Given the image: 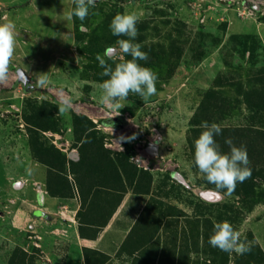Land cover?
Returning <instances> with one entry per match:
<instances>
[{
  "label": "rangeland",
  "instance_id": "374dc122",
  "mask_svg": "<svg viewBox=\"0 0 264 264\" xmlns=\"http://www.w3.org/2000/svg\"><path fill=\"white\" fill-rule=\"evenodd\" d=\"M73 6V0H0V24L15 25L14 52L6 78L0 81V264H8L16 249L31 256L34 264H84V245L74 229L85 213L78 198L49 203L46 168L32 159L23 121L32 104L47 101L60 108L64 99L70 100V108L66 114L59 112V133H44V141L76 161L71 114L85 115L105 137L106 148L114 153L127 151L138 169L152 175L149 195L125 194L123 206L116 208L118 213L97 241L99 248L110 236L119 234L111 246L123 239L140 215L152 217L166 209L172 215L181 210L189 217L203 202L215 215L223 211L221 205L235 211H230L226 221L241 232L242 241L253 240L264 254V204L248 211L242 198L208 189L195 172L188 143L189 121L210 89L222 88L219 95L228 110L219 126L246 124L249 111L238 102L237 90L264 68V0H96L88 16L77 24L69 19ZM124 13L138 15L137 27L149 22L141 46L154 45L160 55H155L149 67L158 77L156 94L145 101L129 93L121 102L125 106L117 110L101 103L105 77L97 71L102 67L82 48L94 32L101 34L103 20ZM76 31L84 35L80 43L74 42ZM118 40L120 36L112 32L107 41L100 39L108 43L99 56L107 62L124 60ZM172 41L179 59L167 57ZM253 116H257L255 127L264 129V114ZM133 135L130 141L119 139ZM149 145L156 146L155 153L148 151ZM185 224V218H178L158 233H150L152 244L158 247L155 264L172 261L171 244H165L171 238L167 229L175 231ZM94 226L93 231H101ZM185 231L189 233L190 228ZM188 237L173 238L176 246L181 244V252L187 243L191 245ZM228 253L229 264H233L238 254ZM104 254L108 257L101 254L102 264H132L129 256ZM197 259L192 252L191 263Z\"/></svg>",
  "mask_w": 264,
  "mask_h": 264
},
{
  "label": "trees",
  "instance_id": "16d2710c",
  "mask_svg": "<svg viewBox=\"0 0 264 264\" xmlns=\"http://www.w3.org/2000/svg\"><path fill=\"white\" fill-rule=\"evenodd\" d=\"M74 8L75 4L72 11ZM72 19L77 24L78 18L73 16ZM112 19L106 18L102 21V35L95 34L94 32L90 36L92 39L83 46L82 51L97 59L106 43H108L106 41L109 39V34L111 35L110 23ZM104 25H106L105 28L103 27ZM148 27L149 22L139 23L137 27L138 36L134 41L135 43L141 44L144 42L145 35L143 33ZM153 30L156 32V28ZM83 37V33L81 34L76 31L74 33V42L80 43ZM100 39L102 41L106 39V41L102 43ZM120 39H127V37L120 36ZM175 45V41L169 44V50L167 51L168 58L175 57L179 59V54L175 55L174 52V49L176 51L178 49ZM154 48V45L141 47V50L148 54L147 61H139L141 65L146 67L152 65V59L160 53L157 52L156 54ZM130 58L125 55L124 60H118L117 62L109 60L107 63L114 68L115 63L123 62ZM103 70L102 68V71H97V73L101 74ZM169 70L171 72L169 71L168 75H171L173 70ZM104 77L105 80L108 79L107 76ZM244 83L241 86L239 85L237 93L239 98L238 102L244 105L245 109L249 111V115L246 116L245 120L246 124L243 123L242 125L230 127L220 126L222 132L214 138L220 145L221 152L224 154L230 152L229 146L225 143V140L229 138L232 139L235 146L239 147L243 145L246 147L250 161L251 177L243 183L238 182L231 197L242 198L244 205L247 207L246 209L251 211L256 206L264 204V129L262 127H255L254 121L257 116H253L257 113L264 114V68L254 73ZM220 89L222 88L218 87L217 90L210 89L204 93L201 103L189 121L192 129L188 143L192 149L193 156L195 140L204 131L201 127L202 123L208 122L209 124L216 123L219 125V122L224 120L225 113L228 112L223 98L219 95V93H222ZM58 115L59 107L47 101L39 104L34 103L28 111L24 112L23 121L28 133V144L32 159L36 163L45 166V188L47 195L52 198H73L77 194L80 198L81 207H84L89 201L94 202L95 195L92 196V194L97 195L107 190L110 194L105 193L104 195L111 196L114 199L112 200V206L108 213L97 224V228H102L107 224V221L128 190H131L135 195H148L150 193L152 175L148 171L138 169L132 164L130 162L131 156L127 151L114 153L107 149L104 143L105 137L96 130L93 122L85 115L75 113L71 114V130L73 135V148L78 153V159L77 161L69 159L64 152L51 143L44 141L42 137L44 133L48 132L53 134L59 133L60 120ZM261 117L264 123V116ZM250 137L251 141L248 140ZM193 166L195 172L200 173L194 161ZM201 176L203 184L208 189L227 194L226 189H216L215 185L209 183L202 174ZM158 203L161 206L163 205L161 202ZM197 206L199 208L194 209L192 212L193 215H189V217L181 210L177 211V214L172 215L166 212V209L162 212L159 211L157 215L152 217L145 218L142 215L138 216L123 243L129 248V255L136 254L132 264H147V261H150L149 264L153 261L157 262L156 247L150 242L152 239L149 233L150 227L153 229V233H158L162 225H165V227L172 225V221L178 218H185L187 223L185 225L190 228V232L185 231V226H181L175 231H172V228L167 229V233L171 235V238L170 240L166 239L165 244L169 242L173 249L171 253L172 261L169 264L191 263L190 254L192 252L198 256L195 264H217L218 261L221 264H229V253L212 247L209 244V237L212 235L216 223L224 222L227 218L230 219L228 217L230 211L232 214L236 212L227 205H221L223 211L221 213L217 212L218 214L215 215L212 211L204 208L206 204L203 202H200ZM89 222L86 225H93L91 221ZM81 225L79 226L80 237L92 239L96 237V229L93 235H86V233H83L84 231ZM143 231L146 232L145 235H147V238H143L145 237L142 233ZM181 234L185 240H188V234H190V239H192L191 245L187 243L182 252L180 251L181 244L176 246L173 243V238L177 237V235L181 236ZM251 241V251L243 255H236L233 264H264V254L261 248L257 244L253 245V240ZM90 253L95 252L87 249L84 250V260L87 264L92 263L89 262ZM147 254H149L148 257H146ZM199 255L201 256L199 257ZM201 258L203 261L200 262L199 259ZM33 262L31 256H26V254L20 252L18 249L14 250L8 259V264H34ZM93 263L102 264V261Z\"/></svg>",
  "mask_w": 264,
  "mask_h": 264
},
{
  "label": "clouds",
  "instance_id": "9594fccd",
  "mask_svg": "<svg viewBox=\"0 0 264 264\" xmlns=\"http://www.w3.org/2000/svg\"><path fill=\"white\" fill-rule=\"evenodd\" d=\"M95 2L96 0H73L75 8L69 14V19L75 16L83 21L88 16L89 9L95 7ZM138 20L137 14L124 13L116 14L110 23L114 36L127 37V39L118 40L117 43L119 52L131 57L130 59L115 63L113 68L105 58L97 57L100 66L104 69L101 75L108 77L101 84L104 93L101 103L117 110L125 106L121 102L127 99L129 93L137 94L147 101L157 92V74L151 68L139 63V61H147L148 54L141 50V44L134 42L138 36L136 26ZM14 46L15 25L12 22L0 24V81L6 78ZM69 108L70 100L64 99L63 105L59 108L60 114H66ZM108 126L112 133V126ZM201 127L204 131L194 143V163L209 183L215 185L216 189H226V193L231 195L238 182L243 183L251 177L246 147L235 146L229 138L225 140V143L229 146L230 152L224 154L214 138L221 134V127L216 123L209 124L208 122H203ZM119 139L130 141L135 139V135L127 138L121 136ZM209 244L223 252H235L240 255L250 252L252 247L251 242L241 240V232L234 230L227 221L214 225Z\"/></svg>",
  "mask_w": 264,
  "mask_h": 264
},
{
  "label": "crops",
  "instance_id": "0c3cea01",
  "mask_svg": "<svg viewBox=\"0 0 264 264\" xmlns=\"http://www.w3.org/2000/svg\"><path fill=\"white\" fill-rule=\"evenodd\" d=\"M108 149V148H107ZM77 161V160H76ZM132 164H133V162L132 161H130ZM45 178H46V176H45ZM69 179L71 180V178L69 177ZM128 191H130L131 192V190H128ZM127 191V192H128ZM132 193V192H131ZM150 194V193H149ZM148 194V195H149ZM98 195H102V196H99L98 197ZM135 195V194H134ZM128 195H124V197H123V199L121 200V202L119 203V205H118V207H117V210L121 207V206H123V204H124V202H125V199H126V197H127ZM137 196H139V195H137ZM141 196H147V195H141ZM48 199H49V203H51L52 201H58V199H71V198H52V197H50V196H48L47 197ZM73 198H78V203H79V207H81V202H80V198L77 196V194H75L74 195V197ZM114 198L113 197H111V196H105L103 193H99V194H97L96 196H95V198H94V202H91V201H89V203H87V205H85L84 207H82L81 209H83L82 210V212L83 213H85L84 215H85V217L83 216L81 219H79V221L77 222V227H76V229H74L75 230V233L77 234V236H78V238H79V240H81L82 241V244L84 245L82 248H81V253H82V258H83V262H84V264H87L86 263V261L84 260V250L85 249H87V250H90V251H92V252H95V253H90L89 254V262H92L91 264H94L93 262H100V261H102L103 262V260L101 259V254L102 255H105V256H107L106 254H104V253H109V254H111V255H113V257H117V258H123V257H130L131 258V260L133 261V259L135 258V256H136V254H134V255H129L128 254V250H129V248H127L123 243H124V241H125V239H126V237L128 236V234H129V232L131 231V227L133 226H131L130 227V229H129V231H128V233H127V235H125L124 237H123V239H119L117 242H116V244H114V246H111L110 244L111 243H113V241L116 239H118L119 238V234H117V235H113V236H110V237H108V238H106L105 239V241L101 244V247L102 248H99V246H98V242L97 241H99L102 237H103V231H105V230H107L108 229V225H109V223H110V221L112 220V218L114 217V216H116V212H117V210H115V212L112 214V216L110 217V219L107 221V224L104 226V227H102V228H99L98 230H100L101 229V231H99L97 234H96V237L94 238V239H92V238H88V237H80V234H79V226H80V224H82L81 226H82V228H83V233H86V235H93V227H95L94 225L95 224H98V223H100L99 221L101 220V219H103V217H104V215H106L107 213H108V211L110 210V208H111V206H112V200H113ZM118 213V212H117ZM94 218H96V219H94ZM137 219V218H136ZM135 219V220H136ZM89 221H91V223L93 224V225H86L87 223H90ZM86 226H89V227H86ZM164 226L165 225H162L161 227H160V229H164ZM159 229V230H160ZM151 232H153V229L150 227V230H149V233H151ZM143 234H144V236L145 237H143V238H147L146 236L147 235H145V231H143L142 232ZM142 238V239H143ZM152 240V239H151ZM151 240H150V242H151ZM151 244H152V242H151ZM153 246H155L154 244H152ZM156 247V252L155 251H153V252H155L156 254H157V256H158V247L157 246H155ZM104 248H106V252H100V250L101 249H104ZM118 251L121 253L120 255L118 254ZM112 252V253H111ZM149 256V254H147L146 255V257H148ZM108 257V256H107ZM150 263V261H147V264H149ZM156 262L155 261H153L151 264H155Z\"/></svg>",
  "mask_w": 264,
  "mask_h": 264
},
{
  "label": "water",
  "instance_id": "95a60500",
  "mask_svg": "<svg viewBox=\"0 0 264 264\" xmlns=\"http://www.w3.org/2000/svg\"><path fill=\"white\" fill-rule=\"evenodd\" d=\"M156 150H157V148H156V146H153V145H149L148 146V151L150 152V153H155L156 152ZM39 214H42V213H39Z\"/></svg>",
  "mask_w": 264,
  "mask_h": 264
}]
</instances>
